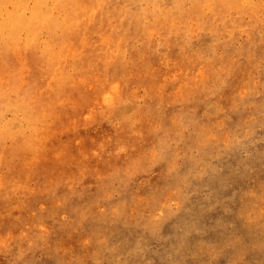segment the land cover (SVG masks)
<instances>
[{
    "label": "rangeland",
    "instance_id": "obj_1",
    "mask_svg": "<svg viewBox=\"0 0 264 264\" xmlns=\"http://www.w3.org/2000/svg\"><path fill=\"white\" fill-rule=\"evenodd\" d=\"M257 19L250 39L219 34L212 63L153 66L106 106L97 76L72 84L57 115L66 136L47 130L46 145L62 156L84 132L106 139L72 170L6 141L0 264H264V11Z\"/></svg>",
    "mask_w": 264,
    "mask_h": 264
},
{
    "label": "bare ground",
    "instance_id": "obj_2",
    "mask_svg": "<svg viewBox=\"0 0 264 264\" xmlns=\"http://www.w3.org/2000/svg\"><path fill=\"white\" fill-rule=\"evenodd\" d=\"M261 11L264 0H0V161L8 141L19 157L32 153L47 166L64 158L59 166L72 170L77 153L96 156L106 146L104 134L94 129L79 142L60 143L63 155L55 154L52 142L66 136L70 123L68 114L57 115L71 110L63 96L72 84L97 76L107 85L99 98L106 106L120 99L127 83L151 79L153 66L166 72L186 62L212 63L219 34L224 42L240 31L250 39ZM189 18L200 31L196 41ZM207 82L204 75L197 88L204 96ZM54 128L58 133L47 146L44 132ZM11 177L1 173L0 189Z\"/></svg>",
    "mask_w": 264,
    "mask_h": 264
}]
</instances>
